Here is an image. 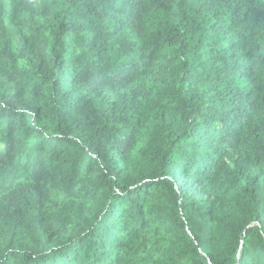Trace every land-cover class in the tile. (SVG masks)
I'll return each instance as SVG.
<instances>
[{"label":"trees","instance_id":"1","mask_svg":"<svg viewBox=\"0 0 264 264\" xmlns=\"http://www.w3.org/2000/svg\"><path fill=\"white\" fill-rule=\"evenodd\" d=\"M0 264H264V0H0Z\"/></svg>","mask_w":264,"mask_h":264}]
</instances>
